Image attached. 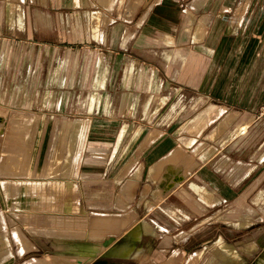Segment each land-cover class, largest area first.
Instances as JSON below:
<instances>
[{
	"label": "crops",
	"instance_id": "0c3cea01",
	"mask_svg": "<svg viewBox=\"0 0 264 264\" xmlns=\"http://www.w3.org/2000/svg\"><path fill=\"white\" fill-rule=\"evenodd\" d=\"M241 2L117 21L0 0V264H264L260 141L243 155L264 64L228 35Z\"/></svg>",
	"mask_w": 264,
	"mask_h": 264
},
{
	"label": "rangeland",
	"instance_id": "374dc122",
	"mask_svg": "<svg viewBox=\"0 0 264 264\" xmlns=\"http://www.w3.org/2000/svg\"><path fill=\"white\" fill-rule=\"evenodd\" d=\"M4 1L7 2L8 0H4ZM11 1H14V0H11ZM158 1L160 0H91L94 7H91L90 9L99 10L105 13V15L108 16L112 20L122 21V20L131 19L134 16V14L139 15L140 13L144 12L145 10H147V8H149L151 5L155 4ZM164 1H169V0H164ZM189 1L190 0H171V3L176 7H181L180 4L184 6L185 3ZM227 14L230 18L228 35H249L253 37L256 56L258 57V59H261V64H264V0H243V2L239 3L236 7H232L231 11ZM235 37H247V36H235ZM234 42H236V40ZM249 42H252V40H250ZM249 44L252 45V43H249ZM260 112L262 113V116H263L264 115L263 110L259 111L258 114ZM0 115L3 116L4 113L0 112ZM8 123H9V120H8ZM38 123H43V120L42 119L41 121L38 120ZM7 125L8 124H6V126ZM41 127L43 126L39 125V128ZM252 128L253 129L255 128V131L256 129H258V133L256 134L255 132L254 137L245 143L244 153H243L244 157L248 156V153L252 150L253 145L257 141H260L261 143L260 151L262 153L264 152V117H260L255 122L251 123L249 127L250 133L248 137L250 136L252 137L253 130H250ZM245 132H246V125H245ZM14 138L15 140L18 139V137H14ZM32 138H33L32 136H27L25 138L22 137V139L20 138L18 140L22 144L26 142V140L32 139ZM35 138L39 139L40 137L37 136ZM41 139H42V142H44L45 138L41 137ZM72 139L73 138H70V144L73 143ZM2 143H3V140L1 139L0 144ZM228 154H230V151L228 152ZM0 159H2V152H0ZM262 166L264 167V163ZM29 187H30L29 191L42 190V186H40L39 184L38 186L29 185ZM12 202L14 201L12 200L6 201V203L9 206L11 205ZM1 208L2 207L0 205V209ZM69 219L72 220V217ZM0 221H1V217H0ZM85 225L87 227V223ZM72 226H76L74 222ZM26 235L28 236L27 232H26ZM102 239L104 238L101 237L99 241H95L93 239L86 238L85 242L95 241L99 243ZM102 252L108 253V254L111 253L109 252L107 247H105V250ZM103 256L104 255L101 254L100 256L101 259H103Z\"/></svg>",
	"mask_w": 264,
	"mask_h": 264
},
{
	"label": "bare ground",
	"instance_id": "6f19581e",
	"mask_svg": "<svg viewBox=\"0 0 264 264\" xmlns=\"http://www.w3.org/2000/svg\"><path fill=\"white\" fill-rule=\"evenodd\" d=\"M236 132H237V133H241V134L244 133V132H245V125H241V126H239ZM20 234H21V233H17V232H16L15 235H17V236L21 239L22 236H20ZM109 241H110V239H108V243H109ZM108 243H107V245H108ZM107 245H103V246H107ZM103 254L105 255V254H108V253H103ZM108 255H110V254H108ZM74 264H77V263H74Z\"/></svg>",
	"mask_w": 264,
	"mask_h": 264
},
{
	"label": "water",
	"instance_id": "95a60500",
	"mask_svg": "<svg viewBox=\"0 0 264 264\" xmlns=\"http://www.w3.org/2000/svg\"><path fill=\"white\" fill-rule=\"evenodd\" d=\"M108 239L104 240L103 245H107ZM104 256H109L108 254H105Z\"/></svg>",
	"mask_w": 264,
	"mask_h": 264
}]
</instances>
